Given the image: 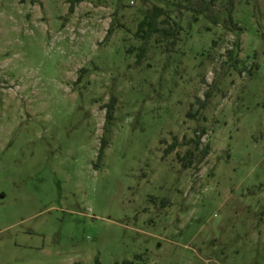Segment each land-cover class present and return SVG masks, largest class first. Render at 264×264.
Listing matches in <instances>:
<instances>
[{
  "label": "rangeland",
  "instance_id": "374dc122",
  "mask_svg": "<svg viewBox=\"0 0 264 264\" xmlns=\"http://www.w3.org/2000/svg\"><path fill=\"white\" fill-rule=\"evenodd\" d=\"M82 1L0 0V264H264V0Z\"/></svg>",
  "mask_w": 264,
  "mask_h": 264
},
{
  "label": "trees",
  "instance_id": "16d2710c",
  "mask_svg": "<svg viewBox=\"0 0 264 264\" xmlns=\"http://www.w3.org/2000/svg\"><path fill=\"white\" fill-rule=\"evenodd\" d=\"M82 0H71V6H70V12H73L75 5L82 3ZM200 4V5H198ZM192 6H196V8H192V10L196 13V16H194L195 21L198 20L199 15L205 14L210 8H213L215 6V0H210V2H206V0H196L193 3H191ZM167 12H165L162 8L155 7L153 11L146 15V17L143 19L142 22H140L138 26V31L136 33V37L143 40L145 43L140 49L138 54V60L139 63L143 61V59L146 56L147 53V47L146 43L151 39V37L159 36L161 35L164 40L172 39L171 44H175V41L178 36V32L173 30L174 26L171 28H161L160 19L163 18ZM167 21H162V25L166 24ZM168 24V23H167ZM112 33V30L110 29L107 33V37L110 36ZM129 53H133V49L129 50ZM81 79V78H80ZM79 79V80H80ZM203 106L200 109H203ZM107 109V123L112 120L114 111H115V102H112L110 105L106 106ZM199 114V110L195 113L190 112L188 114L189 117H192L193 119L197 117ZM205 132H203L204 135ZM201 135L198 136L197 140H192L190 143L194 144V149L187 151L186 156L180 157L181 164L184 169H191L195 165H201L205 159L210 155V147L206 146L202 150H200V139ZM177 141V140H176ZM107 143L105 140L102 141V146L100 150V157L103 155L104 149L106 148ZM178 146V142H175L172 146H170L167 150L168 154H171L176 147ZM198 152L200 156H198ZM197 153V154H196ZM96 264H100L98 261ZM122 264H145V261L143 260L142 256L137 255L134 257L131 261H125Z\"/></svg>",
  "mask_w": 264,
  "mask_h": 264
}]
</instances>
